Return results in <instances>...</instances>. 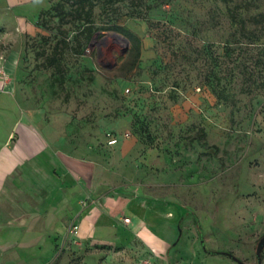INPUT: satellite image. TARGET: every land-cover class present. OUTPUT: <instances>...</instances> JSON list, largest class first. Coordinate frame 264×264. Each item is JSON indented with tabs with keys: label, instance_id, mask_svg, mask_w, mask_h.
I'll return each mask as SVG.
<instances>
[{
	"label": "rangeland",
	"instance_id": "obj_1",
	"mask_svg": "<svg viewBox=\"0 0 264 264\" xmlns=\"http://www.w3.org/2000/svg\"><path fill=\"white\" fill-rule=\"evenodd\" d=\"M61 1L0 0V159L20 171L32 136L93 163L95 193L84 202L104 210L108 195L115 208L96 237L75 242L70 222L52 246L8 257L240 264L224 254L232 252L259 264L264 0H98L91 37ZM109 24L128 26L139 42ZM62 39L63 85L48 62ZM109 132L130 136L111 145ZM134 214L131 226L124 219ZM5 254L0 264H11Z\"/></svg>",
	"mask_w": 264,
	"mask_h": 264
},
{
	"label": "crops",
	"instance_id": "obj_2",
	"mask_svg": "<svg viewBox=\"0 0 264 264\" xmlns=\"http://www.w3.org/2000/svg\"><path fill=\"white\" fill-rule=\"evenodd\" d=\"M9 1L12 5L26 2ZM119 137L117 144L127 138L125 135ZM28 142L23 160L18 163L20 171L11 166L9 160L0 159V232L7 238L5 244L0 245V254L6 252L11 264H30L23 257L18 261L8 255L15 252L21 255V250L52 246L51 239L67 236L70 222L80 224V235L71 237L75 242L79 238L96 237L100 222L107 220L108 212L115 208L116 203L108 195L100 200L104 210L98 208L99 201L84 202L95 193L93 163L65 154L57 147L50 149L48 145H38L36 142L41 141L32 136ZM41 154L47 155L43 157L44 162L37 161ZM13 159L15 164V157ZM127 217L131 218V226L139 225L135 214Z\"/></svg>",
	"mask_w": 264,
	"mask_h": 264
},
{
	"label": "trees",
	"instance_id": "obj_3",
	"mask_svg": "<svg viewBox=\"0 0 264 264\" xmlns=\"http://www.w3.org/2000/svg\"><path fill=\"white\" fill-rule=\"evenodd\" d=\"M98 0H63L60 3V7L63 11L64 16L68 14H73L76 18L81 21H84V29L87 31L89 37L93 36L96 29L94 26L95 22L93 20L94 10ZM70 5L68 9L67 5ZM61 11V12H62ZM107 29H115L126 34L133 42H139V37L134 33L128 26L123 25H106ZM67 38V37H66ZM55 46L54 50L48 55V62L54 67V80L55 84H64L66 74L64 72L63 64L59 58L63 42H67L66 39H62Z\"/></svg>",
	"mask_w": 264,
	"mask_h": 264
},
{
	"label": "built area",
	"instance_id": "obj_4",
	"mask_svg": "<svg viewBox=\"0 0 264 264\" xmlns=\"http://www.w3.org/2000/svg\"><path fill=\"white\" fill-rule=\"evenodd\" d=\"M130 91H131V89L128 88L127 92H130ZM124 135H125V137H129L130 133L127 132ZM119 140H120V137L118 135H116L114 133H111V132L108 133V142H109V144L115 145V144H117L119 142ZM124 220L126 222H131V218L130 217H125ZM69 234L71 236H75V237H78L80 235V224L78 222L75 221V222L72 223V225L70 226V229H69Z\"/></svg>",
	"mask_w": 264,
	"mask_h": 264
},
{
	"label": "water",
	"instance_id": "obj_5",
	"mask_svg": "<svg viewBox=\"0 0 264 264\" xmlns=\"http://www.w3.org/2000/svg\"><path fill=\"white\" fill-rule=\"evenodd\" d=\"M263 251H264V235L263 237L260 239L259 243H258V247H257V255H258V259H259V264L262 263V255H263ZM224 254L229 255L230 257L234 258L235 260H237L240 264H246L241 258H239L238 256H236L234 253L232 252H224Z\"/></svg>",
	"mask_w": 264,
	"mask_h": 264
}]
</instances>
